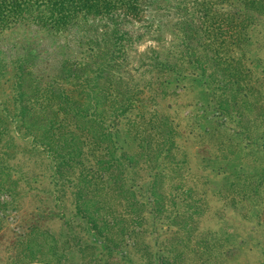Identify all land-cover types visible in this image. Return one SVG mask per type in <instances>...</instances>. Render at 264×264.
<instances>
[{
  "label": "rangeland",
  "instance_id": "374dc122",
  "mask_svg": "<svg viewBox=\"0 0 264 264\" xmlns=\"http://www.w3.org/2000/svg\"><path fill=\"white\" fill-rule=\"evenodd\" d=\"M16 1L0 264H264V5L137 0L57 26L56 0Z\"/></svg>",
  "mask_w": 264,
  "mask_h": 264
},
{
  "label": "trees",
  "instance_id": "16d2710c",
  "mask_svg": "<svg viewBox=\"0 0 264 264\" xmlns=\"http://www.w3.org/2000/svg\"><path fill=\"white\" fill-rule=\"evenodd\" d=\"M210 2L211 0H194L195 4L198 3L204 7L209 5ZM233 3L234 2H232V0H229V6L233 5ZM240 3H244L245 5H264V0H241ZM136 4L137 0H56V2L53 3L54 7H52V10L56 13V18H54L53 20L55 22V25L58 26L65 24L67 20H70L75 16L76 12L81 10L86 11L85 13H91V11H94L93 13H107L108 11H111L118 6H126L129 9L135 10L134 8H136ZM6 5H8L9 8H5V5L0 4V29H2L10 22L17 21L20 17L24 18L20 14L21 11H24V8H21L20 4L16 0H9V3H7ZM234 14L233 16L228 17L229 19L224 16L222 18V21L226 20V24H229L226 25L228 26V28L223 29V32H226L225 36L227 35V32L230 34V36H235V30H233V28L235 27V21H233V19L236 18L237 20L239 17H235ZM230 18L232 20H230ZM22 75L23 74H18V78H20V80H22ZM23 92L24 91L22 89V84L20 83V81H18L14 94L16 101L19 103L22 102V94H24ZM46 101L50 103V101H54V98H47Z\"/></svg>",
  "mask_w": 264,
  "mask_h": 264
}]
</instances>
